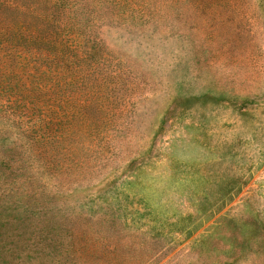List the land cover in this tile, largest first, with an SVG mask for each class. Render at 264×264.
Returning <instances> with one entry per match:
<instances>
[{"label": "rangeland", "instance_id": "rangeland-1", "mask_svg": "<svg viewBox=\"0 0 264 264\" xmlns=\"http://www.w3.org/2000/svg\"><path fill=\"white\" fill-rule=\"evenodd\" d=\"M0 10L77 43L69 131L0 121V264H264V0Z\"/></svg>", "mask_w": 264, "mask_h": 264}, {"label": "trees", "instance_id": "trees-1", "mask_svg": "<svg viewBox=\"0 0 264 264\" xmlns=\"http://www.w3.org/2000/svg\"><path fill=\"white\" fill-rule=\"evenodd\" d=\"M9 11L0 10V121L23 123L36 140L64 136L77 101L55 89L61 80L72 85L73 76L64 79L61 67L73 69L76 39L69 30L66 40L44 34L42 27L9 19Z\"/></svg>", "mask_w": 264, "mask_h": 264}]
</instances>
